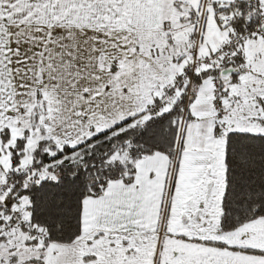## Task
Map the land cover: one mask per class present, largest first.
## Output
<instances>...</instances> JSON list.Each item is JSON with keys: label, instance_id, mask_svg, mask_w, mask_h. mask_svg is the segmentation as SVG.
I'll use <instances>...</instances> for the list:
<instances>
[{"label": "snow or ice", "instance_id": "obj_1", "mask_svg": "<svg viewBox=\"0 0 264 264\" xmlns=\"http://www.w3.org/2000/svg\"><path fill=\"white\" fill-rule=\"evenodd\" d=\"M0 264H264V0H0Z\"/></svg>", "mask_w": 264, "mask_h": 264}]
</instances>
